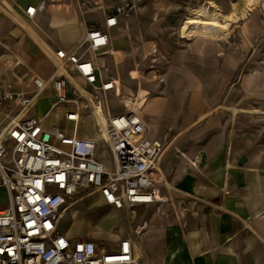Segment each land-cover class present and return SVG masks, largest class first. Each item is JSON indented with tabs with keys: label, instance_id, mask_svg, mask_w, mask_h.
Instances as JSON below:
<instances>
[{
	"label": "built area",
	"instance_id": "2783aa9c",
	"mask_svg": "<svg viewBox=\"0 0 264 264\" xmlns=\"http://www.w3.org/2000/svg\"><path fill=\"white\" fill-rule=\"evenodd\" d=\"M136 2L119 0L73 49L57 48L49 77L31 75L25 90L0 78V264H140L129 237L109 248L60 229L63 216L89 197L115 210L165 200L164 142L146 133L140 113L113 105L116 76L86 56L110 53L109 31L139 10ZM43 8V1L28 5L25 14L32 18ZM76 76L82 85L72 81ZM48 88L53 101L40 117L32 111ZM59 107L63 119L46 126ZM83 124L95 134H79Z\"/></svg>",
	"mask_w": 264,
	"mask_h": 264
},
{
	"label": "crops",
	"instance_id": "0c3cea01",
	"mask_svg": "<svg viewBox=\"0 0 264 264\" xmlns=\"http://www.w3.org/2000/svg\"><path fill=\"white\" fill-rule=\"evenodd\" d=\"M41 1L44 8L28 18L25 8ZM75 1L0 0V7L5 9L0 8V41H10V49L5 47L7 57L18 58L14 66L17 72L8 75L4 71L3 79L25 90L31 75L49 77L54 70L50 59L54 51L59 47L73 49L89 22H102L110 10L82 14ZM23 25L49 54L37 46ZM130 25L132 21L121 24L119 20L109 31V46L120 56L129 48L126 30ZM197 39L218 45L211 39ZM108 56L112 55L87 57L108 71L113 67ZM72 81L83 84L78 76ZM42 98L53 101L51 89L38 99L32 111L40 117L50 106L39 113L38 102ZM216 102L195 98L183 103L155 97L149 100L147 112L137 111L146 133L165 145L159 160L164 175L160 195L165 198V208L148 216L150 226L146 228L148 222H144L138 237L114 234V243L106 242V246L113 248L120 238H131L140 264H264V125L257 133L252 126L241 129L240 124L232 125L237 114L225 113ZM245 110L247 118L250 114L248 108ZM62 111V107L54 111L56 120L63 119ZM93 204L109 207L96 198L91 200L90 205ZM112 209L126 221L130 209ZM153 220L158 224H152ZM62 232L75 238L67 233V228Z\"/></svg>",
	"mask_w": 264,
	"mask_h": 264
},
{
	"label": "rangeland",
	"instance_id": "374dc122",
	"mask_svg": "<svg viewBox=\"0 0 264 264\" xmlns=\"http://www.w3.org/2000/svg\"><path fill=\"white\" fill-rule=\"evenodd\" d=\"M118 1L76 0L75 3L78 2L76 6L79 12L86 14L89 11H105L108 8L112 10ZM136 1L139 10L120 17L121 24H129L132 21V26L126 30L129 51L125 49L123 60L119 61L117 66L113 57L108 56L113 65L108 71L117 79V75L120 76L123 91L122 100L112 98L113 105L119 109L125 107V101L132 98L141 86L149 91L148 102L155 97H164L167 101L175 99L183 103L195 98L199 101H217L216 104L225 113L237 114L232 125L240 124L241 129L252 126L253 132L256 133V130H261L264 125V118L261 117L264 115L258 111L264 112V0L244 14L241 13L243 0H213L223 14H238V18L228 26L227 37L220 38L218 45L198 40L197 37H200L197 33L189 32L184 35L182 32L185 16L208 0ZM206 6L208 7L209 3H206ZM1 14L3 15L2 12ZM99 25V21H92L86 27ZM9 42L0 41L1 78L4 71L8 75L17 72L14 66L18 58L7 57L9 52H6L5 47L10 49ZM100 61L103 63V60ZM8 67L9 69L5 70ZM137 67L141 76L146 77V80L141 79L139 84L136 80H130L128 74L129 70ZM50 103L51 101L42 98L38 102V112ZM247 108L250 115L246 118L244 115ZM249 109L257 111L251 113ZM54 111L53 109L45 118L46 123H60L59 119L56 120ZM144 112H147V106L141 114ZM79 134L94 135L95 127L80 125ZM103 145L102 142L101 147ZM102 157L110 161L108 153L103 152ZM92 199L89 197L80 201L75 218L71 215L72 210L65 214L60 221V228H67L68 234H74L75 238H82L81 235L87 233V237L96 238L100 243L113 244L114 234L127 233L136 237L141 235L144 229L139 227L146 221V228L150 226L148 216L159 208H165V202L134 207L126 212L127 218L126 221L123 219V222L120 214L119 218L115 217L117 212L112 208L98 204L90 205ZM74 219L79 220V227L73 225ZM152 224H158V221L153 220Z\"/></svg>",
	"mask_w": 264,
	"mask_h": 264
},
{
	"label": "bare ground",
	"instance_id": "6f19581e",
	"mask_svg": "<svg viewBox=\"0 0 264 264\" xmlns=\"http://www.w3.org/2000/svg\"><path fill=\"white\" fill-rule=\"evenodd\" d=\"M261 0H243V7L241 13L244 14L247 11H251L254 9ZM206 3H209V6H206ZM235 2L233 3V5ZM211 7V9H210ZM1 10L5 11L2 7H0ZM236 18H238V14L236 12H231L230 14H223L220 10V8L215 4L213 0H208L205 2L201 7L195 8L192 10V12L185 16V21L182 26V32L184 33H197L198 36L201 39H211L215 43H219V39L222 37H227L228 31H229V24L231 21H234ZM237 21V20H236ZM24 30L28 33V35L31 37V39L37 44L38 47H40L43 51L49 52L43 44L39 42V40L36 38V36L29 30V28L26 25H23ZM110 55H112L115 65L117 66L119 61L123 60V55L120 56L116 49L109 46ZM153 48V47H152ZM49 54V53H48ZM91 53H88L89 56ZM119 73V72H118ZM129 79L134 81L136 80L138 84L140 83L141 79L146 80V77H142L138 67L132 68L128 72ZM119 79H117V92L115 94L116 98L119 100H122L123 91L121 88V78L118 75ZM155 77L153 76V79ZM138 88V87H137ZM149 91L146 88H143L139 86V88L135 91L132 98H128L125 104V107H131L128 109H132L134 111H140L147 106L148 104V95ZM257 110L249 109V112L253 113ZM261 114H264V112H260ZM104 143V141H102ZM186 157V156H185ZM158 197H160L158 195ZM160 199V198H159ZM113 211V210H112ZM72 217L75 215V211H72L71 213ZM117 218H119V213L116 214ZM114 217V216H113ZM75 218V217H74ZM82 220V219H80ZM78 219H74L75 226L79 227ZM118 223V222H117ZM110 224V223H109ZM108 225V224H107ZM141 227H139L140 229ZM143 228V227H142ZM67 233L68 229H67ZM71 235V234H70ZM137 243V242H136Z\"/></svg>",
	"mask_w": 264,
	"mask_h": 264
}]
</instances>
